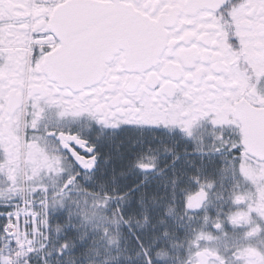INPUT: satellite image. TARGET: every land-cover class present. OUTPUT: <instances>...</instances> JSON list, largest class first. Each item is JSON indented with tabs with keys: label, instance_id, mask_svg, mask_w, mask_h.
Masks as SVG:
<instances>
[{
	"label": "flooded vegetation",
	"instance_id": "af4514ba",
	"mask_svg": "<svg viewBox=\"0 0 264 264\" xmlns=\"http://www.w3.org/2000/svg\"><path fill=\"white\" fill-rule=\"evenodd\" d=\"M103 7L111 16L97 14ZM136 17L161 46L153 60L132 62L128 33H108ZM103 38L109 61L95 84L74 90L47 73L64 44ZM76 159L130 178L109 188L144 230L142 254L264 264V0H0L7 211L37 207L45 188L76 186L86 176Z\"/></svg>",
	"mask_w": 264,
	"mask_h": 264
},
{
	"label": "trees",
	"instance_id": "16d2710c",
	"mask_svg": "<svg viewBox=\"0 0 264 264\" xmlns=\"http://www.w3.org/2000/svg\"><path fill=\"white\" fill-rule=\"evenodd\" d=\"M95 194L66 193L56 200L48 224L50 238L38 242L42 252L32 260L33 264H147L139 254L140 243L124 223L100 233L96 227L99 202ZM5 224L6 220L1 218L0 234ZM132 229L137 236L144 231L138 227Z\"/></svg>",
	"mask_w": 264,
	"mask_h": 264
},
{
	"label": "rangeland",
	"instance_id": "374dc122",
	"mask_svg": "<svg viewBox=\"0 0 264 264\" xmlns=\"http://www.w3.org/2000/svg\"><path fill=\"white\" fill-rule=\"evenodd\" d=\"M137 141L136 138L132 141L135 142ZM113 148H115V154L113 156L114 159H120L122 157L120 149L113 145ZM109 163V161H108ZM128 177H126L124 174L120 173L117 174L116 172L113 171L112 175H108L106 173L99 175L97 172L87 174L84 178L79 180L76 183V186L72 187L71 193H82L84 192L87 193V195L92 194V192H100L101 189L98 190V187L102 184L103 185V190L102 193L104 194L103 196L97 195L98 202L100 204H103V209L105 213H103L100 208H99V221L97 224V228H101L102 231L107 229L109 226L115 225L117 222L123 221L122 215V206L115 205L116 202H119V198L121 193H117L119 189L114 188L113 186L109 188L111 185H116V184H123L126 182ZM66 178H60L59 182H55V185H59L61 188L62 186L65 185ZM81 182V183H79ZM53 185V184H52ZM57 186H54L51 190H48L45 188L43 193H40V198L38 199L37 207H34V205H29L26 204L25 206L20 205L18 207H13L10 212H5L2 211L0 212V219L3 218L6 220V224L4 226L3 231H1L0 234V250L3 248V239H6L12 235H17L21 241L24 243V237L23 233H28L29 238L31 239L33 236L31 235L32 230H33V225H32V217H30V214H36L37 220H38V226H39V234L37 235V238L35 239L34 243V251L35 253L28 252L27 249L28 247L24 245L22 249H14L11 252V262L10 264H27V260L32 261L34 259H37L38 256H40V253L42 252V247L40 246V239L46 240L50 238L51 231H50V226L49 220L51 219V214L54 212L55 204H56V197L59 195V192L62 189L56 190ZM87 190V191H85ZM121 190V189H120ZM106 195V196H105ZM115 195H118L115 197ZM107 197V198H106ZM29 201V200H28ZM101 201H103L101 203ZM110 202L114 205L112 207V210L109 208H106L109 206ZM6 201L0 200V206H3L6 204ZM14 212H19L22 214H27L25 217L20 218V219H15L10 216H8L10 213ZM107 212V214H106ZM101 217V220H100ZM135 218V215L132 216ZM130 222V221H129ZM131 225H134L130 222ZM140 229V228H139ZM142 255V253H139ZM145 256V255H144ZM0 256V264H2ZM150 257V255H149ZM173 257V256H171ZM151 258V257H150ZM157 264H160V257H155ZM43 260V257H42ZM152 260V259H151ZM44 261V260H43ZM153 261V260H152ZM31 264H33L31 262Z\"/></svg>",
	"mask_w": 264,
	"mask_h": 264
},
{
	"label": "water",
	"instance_id": "95a60500",
	"mask_svg": "<svg viewBox=\"0 0 264 264\" xmlns=\"http://www.w3.org/2000/svg\"><path fill=\"white\" fill-rule=\"evenodd\" d=\"M111 10L103 7L97 9V14L101 16L110 15ZM121 14L118 13L117 17H120ZM134 23H130L129 29L127 27H120L118 25L110 24L108 27H111L112 30L108 31L111 35L120 34L127 32L129 37L128 40L125 38L127 45L133 53H131L130 60L136 62L138 58L150 57L151 60L156 58L160 53L161 46H155L154 44V31L152 28L146 27L140 22L136 17L134 18ZM106 27V29L108 28ZM106 29L103 28V35H105ZM59 33V36L64 40L68 31L62 26L56 29ZM100 34V31H99ZM108 39H102L94 41L91 44L80 42L76 45H63V47L56 51L53 55H49L48 59L45 62V68L47 73L57 80L61 86L70 87L74 90H78L82 87H87L95 84L100 77L102 76L106 64L109 61V55L103 53L104 45ZM104 44V45H103ZM102 53H99V49ZM103 50V51H102ZM78 163L83 165L82 160L76 159ZM96 163L92 160L91 166H87L86 171L92 172L95 169ZM70 185L67 184L64 190H67Z\"/></svg>",
	"mask_w": 264,
	"mask_h": 264
},
{
	"label": "bare ground",
	"instance_id": "6f19581e",
	"mask_svg": "<svg viewBox=\"0 0 264 264\" xmlns=\"http://www.w3.org/2000/svg\"><path fill=\"white\" fill-rule=\"evenodd\" d=\"M27 214H22L19 212H14L10 213L8 216L15 218V219H20L25 217ZM30 217H32V225H33V230L31 235L33 236L31 239L28 236V233H23L24 237V243L21 241V239L16 235H12L6 239H3V248L0 250V256H2L1 261L2 264H10L11 262V252L16 249H22L24 245L28 247L27 251L28 252H33L34 249V243L37 235L39 234V226H38V220L36 214H30Z\"/></svg>",
	"mask_w": 264,
	"mask_h": 264
}]
</instances>
